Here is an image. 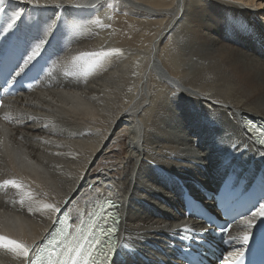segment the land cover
<instances>
[{"label":"bare ground","instance_id":"bare-ground-1","mask_svg":"<svg viewBox=\"0 0 264 264\" xmlns=\"http://www.w3.org/2000/svg\"><path fill=\"white\" fill-rule=\"evenodd\" d=\"M36 4L0 0V27L17 11L19 25L43 23L47 42L35 60L59 52L0 114V184L25 186L0 189V236L27 245L31 257L59 216L48 219L43 204L89 213L108 197L122 205L120 242L127 221L148 237L142 264L167 260L151 246L165 249L182 219L181 184L221 182L233 168L255 177L264 167L243 122L264 120V0ZM112 49L120 54L90 55ZM220 149L235 151L232 167ZM244 229L236 223L233 235ZM25 263L0 247V264Z\"/></svg>","mask_w":264,"mask_h":264},{"label":"snow or ice","instance_id":"snow-or-ice-1","mask_svg":"<svg viewBox=\"0 0 264 264\" xmlns=\"http://www.w3.org/2000/svg\"><path fill=\"white\" fill-rule=\"evenodd\" d=\"M31 2L32 0H29V3ZM35 6H39L38 0ZM21 19V13L17 11L9 17V21L4 27H0V80L3 81L0 88L11 87L15 83L18 85V88L15 89L16 92L26 87L25 82L29 78L39 79L53 59V56H49L42 65L32 64L27 73L21 76L25 68L40 54L41 44L47 42L45 39L46 31L41 21L37 20L31 25L22 26L18 24ZM24 19L26 21L27 17ZM114 54H120L119 50L112 49L108 52L102 51L90 55L104 57ZM53 55L58 56L59 52ZM17 77H20V79L17 80ZM27 87L30 88L31 84L29 83ZM205 119L211 124L215 123L211 116H206ZM243 120L245 124L248 123L247 117H244ZM249 130H251L250 125ZM225 134L231 133L224 130L220 133V136L223 137ZM256 139L257 143L264 145V134L257 136ZM220 151L224 156L225 167H232V160L229 157L235 159V151L228 149H220ZM258 154L264 156V151H260ZM238 183L239 177L233 168L232 171L226 172L221 188L213 196L217 206L225 213V223L220 226H217L211 217L195 213L191 207H188L189 202H195L190 194L185 192L188 213L196 219H204L207 227L202 230L187 227L180 230L179 239L192 241L180 248L177 258L182 260L183 264H205L203 249L210 242L204 233L211 228L212 234L224 237V242L230 243L231 241L227 239V233L231 230V223H239L241 219L244 221L245 229L241 237L235 238V242L243 246L240 249L241 259L239 264H244L245 250L254 257L248 261V264H264V203L260 202L264 201V195L260 197L255 205L258 210L252 211L249 209L248 212L236 215V205L241 198L242 191L238 187ZM9 187L22 190L25 186L15 179L4 180L0 184V189H8ZM260 187L261 191L264 192V177L260 179ZM25 195L28 200H35L31 190H28ZM20 203L23 205L25 200L21 199ZM106 208L116 209V212L109 213L102 210V214H90L86 222L81 216L75 234L69 231L68 221L70 216L62 214L63 220L56 221V223L58 225L62 224L63 227H60L59 230L54 229L43 245L36 246L37 250L34 258L30 257L29 253L33 250L27 245L7 237L0 236V247L17 254L28 261V264H142L147 259L143 252L144 245L142 241H146L148 237L128 231V222L125 221L123 231L126 238L124 242H120L118 233L121 232L120 210L122 205L114 201H107ZM42 211L47 214L48 219L52 218L53 213L61 214V208L55 203L43 204ZM97 219L100 220L99 224L96 222ZM197 238L200 241L199 245L195 244ZM257 254L260 256L259 260L255 259Z\"/></svg>","mask_w":264,"mask_h":264}]
</instances>
